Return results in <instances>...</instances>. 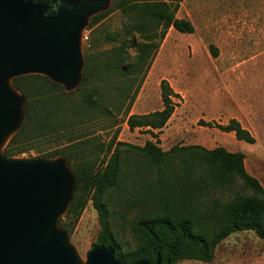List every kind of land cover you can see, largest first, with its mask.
Listing matches in <instances>:
<instances>
[{
	"label": "trees",
	"instance_id": "16d2710c",
	"mask_svg": "<svg viewBox=\"0 0 264 264\" xmlns=\"http://www.w3.org/2000/svg\"><path fill=\"white\" fill-rule=\"evenodd\" d=\"M180 1L112 0L107 10L92 15L88 21L90 28L115 10L126 16L128 24L122 36L107 35L109 41L115 42L111 48L100 52L84 50L81 81L72 92H65L61 85L40 73L12 77L13 88L24 99V119L3 153L19 157L29 152L39 137L63 133L68 125H73L69 116L91 112L107 115L116 110V106L109 107L102 102L104 72L129 82L122 87L121 94L127 114L168 29L181 33L194 31L188 19L176 16ZM135 34L142 40L138 41ZM131 48L135 50L134 55L129 53ZM210 51L214 57L218 53L214 45H210ZM98 61L103 63L99 65ZM73 92L80 93L78 101L71 98ZM160 95L161 109L128 116L126 124L130 130H155L165 126L177 105L173 97L180 96L164 79L160 82ZM205 125L211 126V123ZM215 125L222 131L233 132L236 139L255 142L253 134L235 118ZM112 143L108 150H117V143ZM118 144L147 158L156 174L151 187L131 200L140 209L138 216L129 221L137 238L136 247L123 249L109 222L106 194L118 186L122 172L116 150L103 158L99 167L67 146L46 154L47 158L62 157L74 174V191L58 222L67 234L73 231L91 201L100 224L95 244L113 247L115 257L126 264L139 259H148L153 264L157 258L160 264H176L182 259L211 262L218 243L234 232L252 230L264 239V187L247 172L242 152L228 151L222 146L209 149L198 144L173 145L162 150L151 140L142 146ZM185 154L190 159L185 158L181 166L171 160ZM237 182L238 189H234ZM225 191L230 193L226 198Z\"/></svg>",
	"mask_w": 264,
	"mask_h": 264
},
{
	"label": "rangeland",
	"instance_id": "374dc122",
	"mask_svg": "<svg viewBox=\"0 0 264 264\" xmlns=\"http://www.w3.org/2000/svg\"><path fill=\"white\" fill-rule=\"evenodd\" d=\"M111 2L108 0V8ZM92 14L88 15L81 32V36H88L86 41H80L82 57L84 50L100 52L114 46L115 42L109 41L107 35L122 36L128 24L126 16L115 10L90 28L88 21ZM176 16L188 19L194 31L181 33L168 29L127 114L121 94L122 87L129 82L104 72L102 102L109 107L116 106V110L107 115L91 112L69 116L73 125H68L66 131L39 137L29 152L16 157L47 158L49 152L67 146L99 167L101 160L116 150L109 151L108 146L117 143L115 152L122 172L118 186L107 192L105 200L109 222L123 249L137 245L129 221L138 216L140 209L131 200L151 187L156 174L147 158L119 142L142 146L151 140L162 150L173 145L198 144L209 149L222 146L228 151H240L245 156L247 172L264 187V0H181ZM134 36L142 40L138 34ZM210 45L218 50L215 57ZM129 53L134 55L135 50L131 48ZM47 77L65 92H72L78 86L68 87L62 79ZM163 79L180 96L173 97L177 105L170 119L160 129L130 130L126 124L130 114L162 108L160 82ZM72 94L73 100L80 99L79 92ZM231 118L253 134L254 143L236 139L233 132L216 127L215 124H226ZM207 122L211 126L205 125ZM185 155L171 160L181 166L185 158L190 159ZM237 186L238 182L234 189ZM229 194L225 191L224 198ZM99 232L98 213L89 201L73 231L66 236L81 263L87 262V254ZM176 264H264V239L252 230L237 231L218 243L211 262L182 259Z\"/></svg>",
	"mask_w": 264,
	"mask_h": 264
},
{
	"label": "water",
	"instance_id": "95a60500",
	"mask_svg": "<svg viewBox=\"0 0 264 264\" xmlns=\"http://www.w3.org/2000/svg\"><path fill=\"white\" fill-rule=\"evenodd\" d=\"M108 6V0H0V264H83L58 223L75 187L70 166L63 158L9 157L3 148L24 119L12 77L40 73L77 86L86 19ZM85 264L126 263L113 247L94 244Z\"/></svg>",
	"mask_w": 264,
	"mask_h": 264
},
{
	"label": "built area",
	"instance_id": "2783aa9c",
	"mask_svg": "<svg viewBox=\"0 0 264 264\" xmlns=\"http://www.w3.org/2000/svg\"><path fill=\"white\" fill-rule=\"evenodd\" d=\"M88 38L87 34H84L83 36H81V41H86Z\"/></svg>",
	"mask_w": 264,
	"mask_h": 264
}]
</instances>
